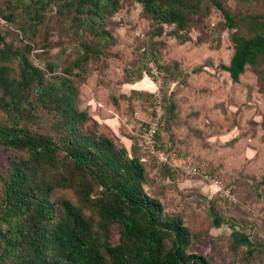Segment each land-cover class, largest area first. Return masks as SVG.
Instances as JSON below:
<instances>
[{"label":"rangeland","instance_id":"1","mask_svg":"<svg viewBox=\"0 0 264 264\" xmlns=\"http://www.w3.org/2000/svg\"><path fill=\"white\" fill-rule=\"evenodd\" d=\"M44 1L40 5L38 0H0V33L5 41L20 48L29 45V58L48 77L49 67L54 66L55 74L72 79L78 87V108L91 115L84 130L106 135L123 146L114 124L101 123L94 115L117 117L116 127L133 135L136 155L142 154L137 131L145 121L136 117L130 125L123 116L139 103L138 95H129L125 84L139 80L147 61L156 59L162 69L160 91L165 109L160 141L219 184L200 173L182 176L150 158L145 190L161 200L166 215L181 218L193 232L190 251L204 254L213 264H264V63L259 72L247 65L240 81L232 80L223 65L230 63L234 53L237 29L224 26L222 11L205 0L203 6L209 11L180 31L189 37L181 42L175 25L146 16L139 0H120L119 9L103 20L86 11L90 23L65 0ZM224 2L246 16L242 31L251 34L256 31L251 21H264V0ZM102 26L111 33L108 43L100 36ZM87 49L86 71L77 74L79 67L74 63ZM10 64L18 70V59ZM69 68L73 74L66 72ZM153 105V92L142 95L140 106L148 112V119ZM6 115L0 110V122ZM51 125L31 127L50 132ZM27 156L26 150L0 145V206L2 176H8L10 160ZM226 187L231 188L235 202L222 193ZM51 198H69L85 205L73 188L59 187ZM94 218L97 224L98 216ZM119 229L118 224L111 226L113 243L119 240Z\"/></svg>","mask_w":264,"mask_h":264},{"label":"trees","instance_id":"2","mask_svg":"<svg viewBox=\"0 0 264 264\" xmlns=\"http://www.w3.org/2000/svg\"><path fill=\"white\" fill-rule=\"evenodd\" d=\"M139 1L146 16L174 24L181 42L189 37L180 31L210 9L203 6L205 0ZM209 1L224 14V26L237 29L235 50L224 69L234 82L240 81L247 65L259 72L264 63V21H251L256 31L247 33L240 29L246 16L239 10L225 5V0ZM65 2L85 23L91 20L86 11L103 20L120 7V0ZM100 36L108 43L111 33L102 26ZM0 41L4 42L0 110L7 114L0 122V145L28 152L26 158L11 159L8 176H2L0 264H213L204 254L189 250L193 232L181 218L166 215L161 200L145 190L146 165L154 157L144 161L142 154L118 146L110 137L85 131L91 115L78 108V87L72 79L55 74L54 66L49 67L48 77L29 58V45L15 47L1 33ZM89 54L87 49L74 63L79 67L77 74L86 71ZM14 59H18V70L10 64ZM149 61L138 79L147 74L157 81L148 71ZM72 70L66 72L73 74ZM50 122V132L31 127ZM160 133L161 128L158 140L165 146ZM59 187L75 189L85 205L69 198L52 200V192ZM113 224L120 226L117 243L112 242Z\"/></svg>","mask_w":264,"mask_h":264},{"label":"built area","instance_id":"3","mask_svg":"<svg viewBox=\"0 0 264 264\" xmlns=\"http://www.w3.org/2000/svg\"><path fill=\"white\" fill-rule=\"evenodd\" d=\"M148 71L156 78L158 82L157 89L154 94V105L152 107V115L150 119L146 120L139 131V145L142 151V159L148 160V157H154L161 165H166L171 171L177 172L182 176L189 177L194 174H202L206 180L211 181L214 185L219 184V181L214 179L208 173H205L197 165L183 157H177L175 153L170 152L167 147L159 144L158 133L160 131L162 121L165 115L164 97L160 91L162 86L161 71L156 61L151 60L148 63ZM147 75V74H146ZM138 110L134 113L137 115ZM220 186V185H218ZM224 196L228 197L230 201H236V197L231 192L230 187L222 189Z\"/></svg>","mask_w":264,"mask_h":264},{"label":"crops","instance_id":"4","mask_svg":"<svg viewBox=\"0 0 264 264\" xmlns=\"http://www.w3.org/2000/svg\"><path fill=\"white\" fill-rule=\"evenodd\" d=\"M125 85H128V88L127 90H129V95L130 94H134L136 96V102H139L138 105L133 109L131 110V114L129 115H123L125 117L126 120H129L130 122V125H133L134 124V118H142L141 120L143 121H146L148 120V116L146 115V113L148 114V112H143V108L142 106H140V102H141V97L142 95L144 96L147 92H154L157 87H158V83L157 81L153 80L152 78H150L149 76H144L141 80H137V81H134V82H128L126 83ZM134 91H137L136 93H134ZM136 110H138L137 112V115L135 116L134 113L136 112ZM143 114V115H142ZM145 114V115H144ZM103 115V116H102ZM118 117L121 116V113H117ZM142 115V117H141ZM94 117L101 123H108L110 124H114L113 127H115L114 129L116 130V132L122 137L123 141V145L126 146L130 151H132V147H133V140H134V137L133 135H127L125 133H123L122 131H120L119 126L116 127L115 124H117L116 122L119 123V120L117 117H108V115L106 114H96L94 115ZM133 123V124H132ZM132 130V129H130ZM139 131L140 129L137 131L138 135H139ZM138 143H139V138H138Z\"/></svg>","mask_w":264,"mask_h":264}]
</instances>
